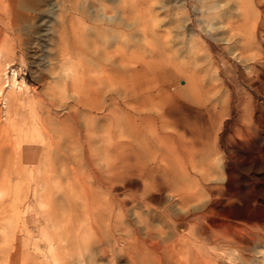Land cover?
Wrapping results in <instances>:
<instances>
[{"label":"rangeland","instance_id":"374dc122","mask_svg":"<svg viewBox=\"0 0 264 264\" xmlns=\"http://www.w3.org/2000/svg\"><path fill=\"white\" fill-rule=\"evenodd\" d=\"M2 1L0 39L5 36L4 46L12 45L14 52L9 53L0 43V88L7 84L4 73L11 77L15 71L18 82L26 85L23 92L42 94L44 83L49 82L41 79L47 76L44 70L71 64L78 76L77 86L68 82L61 89L62 119L67 125L79 123L83 133L93 130L92 147L97 148L89 158L90 168L86 167L84 149L71 150L66 133L53 131L47 153H41L33 113L12 106L10 90H6L7 109L0 98V126L6 125L0 133V154L6 156L9 147L13 150L12 169L5 162L0 167V246L4 249L8 243L5 209L12 200V264H64L58 251L51 252L60 240L75 249L73 257L83 253L85 264H130L123 254L126 245L133 247L136 239L144 237L143 224L136 222L137 215L144 218V208L137 205L133 209L134 204L129 203L121 212L116 204L131 194L140 196L143 188L138 187L139 192L134 187L139 180L125 177L123 184L115 183L114 191H102L94 181V171L106 177L125 168H141L148 185L187 177L189 185L197 189L224 186L221 172L224 177L229 173L233 182L225 186L226 197L233 195L238 201L233 199L234 204L227 208L239 205L233 220L241 224V236L264 235V0L243 5L239 12L235 3L242 0H219V6L217 0H121L127 1L124 17L130 20L125 26L107 20L100 9V3L107 5V15L116 20L120 0ZM243 31L252 38L241 35ZM174 106L178 115L161 116ZM44 110L37 118L47 119ZM182 129L188 133L182 135ZM107 139L108 148L104 145ZM3 156L0 160L5 161ZM41 162L50 166L42 168ZM37 192H42L41 203ZM169 197L167 192L163 206ZM246 212L257 222L250 221ZM161 228L167 240L165 256L174 260V232ZM258 242L250 243L249 250L226 244L220 250L206 247L204 253L209 264H243L248 255L254 260L258 257L253 250L264 244ZM257 262L264 264L260 257Z\"/></svg>","mask_w":264,"mask_h":264},{"label":"bare ground","instance_id":"6f19581e","mask_svg":"<svg viewBox=\"0 0 264 264\" xmlns=\"http://www.w3.org/2000/svg\"><path fill=\"white\" fill-rule=\"evenodd\" d=\"M113 1V0H112ZM203 1H212V0H203ZM263 0H242L241 2L236 1L235 3V11L239 12V8L243 5H257L261 4ZM121 8L120 12L117 15L116 20H114L112 17H109L107 15V5L105 6L103 3H100V9L102 12V16H107V20L110 22H116L117 25L125 26L130 24V20L124 17L125 9V3L127 1H121ZM123 3V4H122ZM216 5H221V1L217 0ZM130 7H132V3H130ZM3 6V1L0 0V7ZM135 6V5H134ZM251 7V6H250ZM187 9V7H186ZM117 10V9H116ZM119 11V10H117ZM188 11V10H187ZM249 11V10H248ZM255 11V9H254ZM264 11V10H263ZM111 12V11H110ZM109 13V12H108ZM112 13V12H111ZM264 13V12H263ZM262 13V14H263ZM256 14V13H255ZM229 16V15H228ZM247 16V15H246ZM242 17V16H241ZM103 19V18H100ZM227 19V18H226ZM245 19V18H244ZM253 19V18H252ZM105 20V19H104ZM108 21V22H109ZM240 21V20H239ZM243 24V23H242ZM204 25V24H203ZM247 25V24H246ZM241 26V25H240ZM115 27V26H114ZM55 28V27H54ZM240 28V27H239ZM243 29V26H242ZM149 31V30H148ZM186 31V30H185ZM248 31V30H247ZM113 32V31H112ZM215 32V31H214ZM244 31L241 35H243ZM247 33V32H246ZM250 33V32H249ZM215 34V33H214ZM1 35V34H0ZM150 35H148L149 37ZM215 36V35H214ZM222 36V35H221ZM249 36L250 35H243ZM253 36V34H252ZM194 37V36H191ZM220 37V36H219ZM239 37V36H238ZM258 37V36H257ZM5 36H3L0 39V43H2L3 47H7L6 50L8 52H14V47L12 45L4 46L5 42ZM248 38V37H247ZM246 39V38H245ZM244 39V40H245ZM208 40V39H206ZM250 40V39H249ZM210 41V40H209ZM217 41V40H216ZM236 41V40H235ZM248 41V40H247ZM234 43V42H231ZM232 46V45H230ZM229 46V47H230ZM246 46V45H245ZM54 48V47H53ZM218 48V47H217ZM223 48V47H221ZM232 48V47H231ZM210 49V48H209ZM233 49V48H232ZM220 50V49H219ZM222 50V49H221ZM231 51V50H230ZM221 52V51H220ZM233 52V51H232ZM231 52V53H232ZM223 53V52H222ZM230 53V52H229ZM238 53V52H237ZM225 57V55H224ZM237 57V56H236ZM213 58V57H212ZM216 58V57H215ZM236 59V58H235ZM218 60V59H217ZM43 66V65H42ZM44 68V67H43ZM47 74L43 75L44 78H41L42 80H49V82H45L46 85L45 90L42 92V94H39L36 90H26L25 92L22 91V86L26 85L24 82H18L17 79V73L15 71H12L11 77L8 76V74L4 73V78L7 80V84H2L0 88V98L1 102L4 104V106L7 109V103H9L8 95L6 93L7 91H11V105L14 106L16 109H24L29 110L33 113V118L36 119V126L35 130L38 131L36 139L40 140L41 142V149L42 152L46 154L49 144L52 141V136L50 135V132L53 131H64L66 135L68 136L70 140V146L69 148L72 149H84V163L86 167L91 166L90 162V156L92 153H94L97 148L92 147V142L94 141V138L91 136L93 133L90 132V130H85L83 133L81 131V125L79 123H75L73 125H67L64 123L66 119H62L63 115L62 112L64 111V105H63V95L61 93V89H64L67 87L68 82L72 84L73 87L77 86V73L73 67H71V64H67L65 62L64 65H60L59 67L51 68V70H44ZM3 73V71L1 72ZM68 74L69 76L65 75ZM42 76V75H41ZM3 78V77H2ZM48 78V79H47ZM238 78V77H237ZM1 79V78H0ZM235 81V80H234ZM36 83V82H35ZM44 85V86H45ZM33 87V86H32ZM36 88V87H35ZM43 88V87H42ZM39 90V89H38ZM43 90V89H42ZM70 90V89H69ZM211 92V91H210ZM93 96H95L93 94ZM124 97V96H123ZM172 98V97H171ZM106 99L108 100L109 97L107 96ZM144 99V98H143ZM77 100V99H76ZM84 100V99H83ZM169 100V99H168ZM140 101V100H139ZM166 101V100H165ZM215 101V100H214ZM85 102V101H84ZM137 102V101H136ZM141 102V101H140ZM78 103V102H77ZM158 103V102H157ZM168 103V102H167ZM10 104V103H9ZM89 105V104H88ZM92 105V104H91ZM134 105V104H133ZM132 105V106H133ZM147 105V104H145ZM144 105V107H145ZM154 105V104H152ZM165 105V104H164ZM156 106V105H155ZM158 106V105H157ZM156 106V107H157ZM167 106V104L165 105ZM164 106V107H165ZM171 106V105H170ZM75 107V106H74ZM119 107V106H116ZM137 108L136 106H133ZM139 107V106H138ZM161 107V106H160ZM4 108V107H3ZM12 108V107H11ZM10 108V111H11ZM73 108V107H72ZM101 108V106H100ZM141 108V107H140ZM178 107L174 108H168L165 110L164 114L161 115L163 118L170 117L171 115H178L180 112H177ZM9 109V108H8ZM43 109L46 110L47 119H40L37 118L38 115L43 114ZM120 109V108H119ZM139 109V108H138ZM163 109V108H162ZM5 110V109H4ZM26 110V111H27ZM44 110V111H45ZM67 110V109H66ZM208 110V109H207ZM7 111V110H6ZM14 111V110H13ZM109 111V110H108ZM205 111V110H204ZM212 111V110H211ZM255 111V110H254ZM9 112V111H8ZM18 112V111H17ZM65 112V111H64ZM63 112V114H65ZM183 112V111H182ZM13 113V112H12ZM21 113H24L21 112ZM20 113V114H21ZM29 113V112H28ZM71 113V112H70ZM184 113V112H183ZM207 113V112H204ZM16 115L15 113H13ZM101 114V113H100ZM110 112H108L105 116L108 120ZM210 114V113H209ZM3 115V114H2ZM1 115V116H2ZM13 115V118H14ZM22 115V114H21ZM25 115V113H24ZM134 115V114H132ZM153 115V114H152ZM208 115V114H207ZM31 116V115H30ZM94 116V115H93ZM104 116V114H103ZM130 116V115H129ZM165 116V117H164ZM11 117V116H10ZM17 117V116H16ZM23 117V116H22ZM31 117V119H32ZM74 117V116H72ZM99 117V116H98ZM102 117V116H101ZM206 117V116H205ZM209 117V116H208ZM213 117V116H212ZM254 117V116H253ZM7 118V117H6ZM11 119V118H10ZM103 120V118H101ZM210 119V118H209ZM216 119V118H215ZM1 120L5 121V117H2ZM13 120V119H12ZM15 120V119H14ZM90 120V119H89ZM100 120V118H98ZM101 120V121H102ZM125 120V119H124ZM141 120V119H140ZM211 120V119H210ZM17 121V120H15ZM32 121V120H31ZM142 121V120H141ZM178 121V120H177ZM77 122V121H75ZM105 122L108 123V121L105 120ZM127 122V121H126ZM212 122V121H211ZM8 123V122H7ZM125 123V121H124ZM142 123V122H141ZM5 124V123H4ZM2 124L0 126V133L5 129L6 125ZM11 124V123H9ZM14 124V123H13ZM224 124V123H223ZM104 125V124H103ZM127 125V124H126ZM180 128V124H177ZM10 126V125H9ZM113 126V125H112ZM11 127V126H10ZM119 127V126H118ZM137 127V126H136ZM183 127V126H182ZM138 128V127H137ZM136 128V129H137ZM184 128V127H183ZM95 129V128H93ZM140 129V127H139ZM147 129H149L147 127ZM187 129V128H186ZM11 130V129H10ZM119 130V129H118ZM166 130V129H165ZM84 131V130H83ZM187 130L182 129V135L186 133ZM97 132V131H95ZM140 132V131H139ZM91 133V134H90ZM112 133V131H110ZM188 133V131H187ZM107 134H109V131H107ZM135 134V133H134ZM133 134V135H134ZM141 134V133H140ZM11 135V134H10ZM139 135V134H138ZM190 135V134H189ZM149 136V135H148ZM5 137V136H4ZM8 137V136H7ZM111 137V136H110ZM184 137V136H183ZM186 137V134H185ZM184 137V138H185ZM188 138L190 136H187ZM107 138V137H106ZM105 138V139H106ZM148 138V137H147ZM155 138V137H154ZM191 138V137H190ZM9 139V138H8ZM102 139V138H101ZM104 139V138H103ZM153 139V138H152ZM158 139V138H157ZM166 139V138H165ZM168 139V138H167ZM3 140V139H2ZM7 140V138L5 139ZM154 140V139H153ZM172 140V139H171ZM8 141V140H7ZM159 141V139H158ZM170 141V140H169ZM3 144L5 141H2ZM9 142V141H8ZM127 142V141H126ZM156 142V141H154ZM10 143V142H9ZM121 143V142H120ZM159 143V142H158ZM155 144V145H158ZM162 143V142H161ZM216 143V142H215ZM8 144V143H7ZM69 145V144H68ZM100 145V144H99ZM103 145V144H102ZM105 147L108 148L109 146V140H105ZM215 145V144H214ZM217 146V144H216ZM1 147V145H0ZM8 147V146H7ZM159 147V146H158ZM182 147V146H181ZM104 148V149H107ZM163 148V147H162ZM15 149V148H14ZM101 149H103L101 147ZM4 150V149H3ZM7 150V149H6ZM103 151V150H102ZM102 151L100 153H102ZM108 151V150H106ZM178 151V150H177ZM50 152V151H49ZM1 153V152H0ZM31 153V152H30ZM78 153V152H77ZM81 153V152H80ZM106 153V152H105ZM119 153V152H118ZM160 153V152H159ZM167 153V152H166ZM95 154V153H94ZM97 154V153H96ZM99 154V153H98ZM97 154V155H98ZM106 157H109L107 153L105 154ZM166 155V154H165ZM164 155V156H165ZM168 155V154H167ZM177 155V154H176ZM2 157L3 155L0 154ZM76 156V155H75ZM101 156V155H100ZM163 156V157H164ZM169 156V155H168ZM173 156V155H172ZM4 160H0V167L2 166L3 162H5L10 169H12L13 166V150L12 147H9L7 150L6 156L4 155ZM81 157V156H80ZM99 157V155H98ZM170 157V156H169ZM31 158V157H30ZM45 158V157H43ZM66 161H68L67 157H63ZM174 158V157H173ZM80 159V158H79ZM169 159V158H168ZM167 159V160H168ZM31 160V159H30ZM161 161H164V158L160 159ZM159 160V161H160ZM166 160V159H165ZM166 160V162H167ZM98 161V160H97ZM176 161V160H175ZM135 162V161H134ZM177 162V161H176ZM181 162V161H180ZM43 163V162H41ZM52 163V161H51ZM97 163V162H96ZM165 163V162H164ZM171 163V162H170ZM67 164V163H66ZM98 164V163H97ZM133 164V162H132ZM144 164V163H143ZM161 164V163H160ZM175 164V163H174ZM42 168H47L50 166V163H43ZM167 165V164H166ZM169 165V164H168ZM33 166V165H32ZM62 166V165H61ZM108 166V165H107ZM134 166V165H133ZM138 166V165H137ZM165 166V165H164ZM101 167V166H100ZM142 167V166H141ZM167 167V166H165ZM180 167V166H179ZM41 168V169H42ZM107 168V167H106ZM138 168V167H137ZM140 168V167H139ZM228 168V167H227ZM8 169V170H10ZM111 169V168H110ZM91 170V169H89ZM96 170V169H94ZM93 170V171H94ZM220 170V169H219ZM109 171V170H108ZM107 171V172H108ZM141 168L140 170L134 169V168H125L122 172L120 170L116 175L112 174L106 177L102 176L97 171H94V176L97 183H98V189H105L110 191H114L115 183H124L125 177L128 179V177H131V179H138V182H135L134 187H137V190L140 192L138 187L143 188L142 194L140 196L131 194L129 198H123L118 201V204H116L119 211H124L127 209V206L129 203L134 204L133 209H136L135 207L137 205L142 206V210L144 213V218L136 216L138 219L136 222L138 225L143 224V228L145 229V234L142 239V235L140 236L141 239H136V244L132 247L131 245H126L125 251H124V257H127L130 261V264H209L208 262V254L204 253V248L214 246L217 250H220V246L223 245H235L238 247H244L246 249H250V243H253L254 241L258 239L261 242H264L263 234H257V235H250L251 237H242V226L241 224H238L233 220V215L235 211H237L239 205H235L232 208L227 206H230L234 204L235 201H233V195H230L229 197H226L227 193L225 191V186H229L231 182V175L227 173L224 177V173L221 171V180L225 181L224 186L219 185L215 188H212L210 185L204 186V187H198L191 186L188 183L187 177H181L178 181L173 177L171 182H166L165 185H155L154 183L148 185L146 184V178L142 176ZM111 172V171H110ZM116 172V171H114ZM109 173V172H108ZM124 173V174H123ZM122 174V176H120ZM133 177V178H132ZM223 177V178H222ZM76 181V179H75ZM40 182V181H38ZM85 183V182H84ZM95 183V182H94ZM118 183V184H119ZM122 183V184H123ZM176 183H179L180 186ZM45 185V184H44ZM87 185V184H86ZM97 187V186H96ZM89 188V187H88ZM1 190V189H0ZM103 191V190H102ZM106 192V191H105ZM131 192V191H130ZM170 192L169 199L165 200V202H169L168 204H165L163 206V202L166 196V193ZM38 193V192H37ZM36 193V199L38 202L41 203V193ZM119 193V192H117ZM134 193V192H133ZM114 194V193H113ZM90 195V194H89ZM106 195V194H104ZM123 195V194H121ZM125 195V194H124ZM206 195V196H205ZM108 196V194H107ZM106 196V197H107ZM116 196V195H115ZM89 197V196H88ZM240 197V196H239ZM238 197V198H239ZM1 198V193H0ZM33 198V196H32ZM110 198V197H109ZM112 198V197H111ZM206 198V199H205ZM237 199V198H235ZM234 199V200H235ZM89 200V199H88ZM252 200V199H251ZM109 201V200H108ZM111 201V200H110ZM113 201V200H112ZM238 201V199H237ZM238 203V202H237ZM250 203V202H249ZM155 204V208L152 207ZM248 204V203H247ZM151 205V206H150ZM249 205V204H248ZM112 206V205H111ZM132 207V206H131ZM130 207V208H131ZM248 207V206H247ZM250 207V206H249ZM113 208V207H112ZM243 208V206H242ZM254 208V207H253ZM252 208V209H253ZM38 209V208H37ZM35 209V210H37ZM246 209V208H245ZM250 209V208H249ZM15 210V204L12 200H10L9 204L7 205L5 211L7 213L6 217V232L8 233V243L4 249L0 246V264H12L13 261V254H14V213ZM114 210V209H113ZM131 210V209H130ZM41 211V210H40ZM133 211V210H132ZM137 211V210H136ZM141 211V210H140ZM250 211V210H249ZM113 212V211H112ZM126 212V211H125ZM129 212V211H128ZM135 212V210L133 211ZM127 213V212H126ZM130 213V212H129ZM136 213V212H135ZM141 213V212H140ZM1 214L2 211L0 210V220H1ZM124 214V213H123ZM247 218H249L250 221H256L257 219L255 217L249 216V212H246ZM122 215V213H121ZM131 215V214H130ZM134 215V214H133ZM252 215V214H251ZM35 216V215H34ZM116 216V214H115ZM120 216V215H118ZM243 216V215H242ZM249 216V217H248ZM129 217V215H128ZM241 217V216H240ZM246 217V216H245ZM38 218V217H37ZM134 219V216L132 217ZM245 219V218H244ZM38 220V219H37ZM125 220V219H124ZM132 220V219H131ZM135 220V219H134ZM246 220V219H245ZM248 220V219H247ZM117 221V219H116ZM130 221V220H129ZM41 222V221H40ZM115 222V221H114ZM34 223V222H33ZM127 224V223H126ZM36 225V224H35ZM71 225V223H70ZM16 226V225H15ZM119 226V225H116ZM70 226V230H71ZM168 228L171 229L172 232H174V237L172 238L174 240V246L171 247L172 250H174V260L173 256L166 255V247H165V241L167 242L166 238H163V234L160 233L159 228ZM68 228V227H67ZM111 228V227H110ZM122 228V227H121ZM131 228V227H130ZM141 228V227H140ZM161 228V229H162ZM157 229V230H156ZM159 229V230H158ZM39 230V229H38ZM115 230V229H114ZM129 230V227H128ZM64 231V230H63ZM62 231V232H63ZM113 231V230H112ZM122 231V229H121ZM126 231V230H125ZM135 230H133L134 232ZM164 231V230H163ZM66 233V231H64ZM132 232V231H131ZM178 233H180L178 235ZM254 233V232H253ZM0 232V237H1ZM43 234V232H42ZM41 234V235H42ZM120 234V233H119ZM38 235V234H37ZM77 235V234H76ZM116 235V234H115ZM131 235V234H130ZM129 235V236H130ZM40 236V235H38ZM120 236V235H118ZM122 236V235H121ZM125 236V235H124ZM36 237V236H35ZM133 237V236H132ZM139 238V236L137 235ZM2 238V237H1ZM0 238V239H1ZM38 238V237H37ZM42 238V237H41ZM78 238V237H77ZM168 238V237H167ZM40 239V238H39ZM67 239V238H66ZM76 239V238H75ZM77 240V239H76ZM2 241V240H1ZM75 241V240H74ZM78 241H76L77 243ZM124 242V240H123ZM2 243V242H1ZM4 243V242H3ZM2 243V244H3ZM75 243V242H74ZM79 243V242H78ZM6 244V243H4ZM16 244V243H15ZM80 244V243H79ZM86 244V243H85ZM1 245V244H0ZM35 245V243H34ZM33 245V246H34ZM46 245V244H45ZM57 244H55L56 246ZM81 245V244H80ZM83 245V244H82ZM89 245V244H88ZM110 245V244H109ZM114 245V244H113ZM124 245V244H123ZM261 246H257L255 250H253V253L258 254V257H255V260L251 258V255H248L245 260H243V264H259L256 261L259 259V257L264 260V244H260ZM77 246V245H76ZM84 246V245H83ZM69 242L60 240L58 241L57 249L53 250L52 253H56V251L59 252L61 255L62 260H64V264H85V260L82 259L81 252H78L77 256L73 257L72 251L69 248ZM90 246L89 248H91ZM114 247V246H113ZM226 247V246H225ZM3 250H2V249ZM48 248V247H47ZM75 248V247H74ZM87 248V247H86ZM112 248V247H111ZM110 248V249H111ZM224 248V247H223ZM243 248V249H244ZM82 249V248H81ZM80 249V250H81ZM39 250V249H38ZM46 250V249H45ZM48 250V249H47ZM91 250V249H90ZM104 250V248H103ZM115 250V249H114ZM211 250V249H210ZM257 250V251H256ZM83 251V250H82ZM85 251V249H84ZM201 251L204 254H201ZM46 252V251H45ZM132 252V256L130 258L128 255ZM233 252V251H232ZM4 253V254H3ZM110 253V252H109ZM219 253V252H218ZM3 254V255H2ZM168 254V253H167ZM245 254V253H244ZM49 255V254H48ZM55 255V254H54ZM131 255V254H130ZM47 256V255H46ZM52 256V255H51ZM50 256V257H51ZM57 256V255H56ZM117 256V255H116ZM250 256V257H249ZM15 257V256H14ZM53 257V256H52ZM120 257V256H119ZM59 258V257H58ZM118 258V257H117ZM123 258V257H122ZM3 259V260H1ZM111 259V258H110ZM127 259V262H128ZM250 259V260H248ZM60 260V259H59ZM126 260V259H125ZM233 260V259H232ZM247 260V261H246ZM49 261V260H47ZM61 261V260H60ZM53 263V262H50ZM119 263V262H117ZM224 263V262H223ZM60 264V263H59ZM62 264V263H61ZM87 264V263H86Z\"/></svg>","mask_w":264,"mask_h":264}]
</instances>
